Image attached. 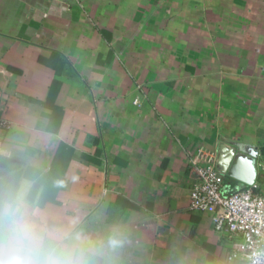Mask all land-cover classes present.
<instances>
[{"label": "crops", "instance_id": "crops-1", "mask_svg": "<svg viewBox=\"0 0 264 264\" xmlns=\"http://www.w3.org/2000/svg\"><path fill=\"white\" fill-rule=\"evenodd\" d=\"M0 120V213L96 264H243L189 161L251 146L264 196V0H0Z\"/></svg>", "mask_w": 264, "mask_h": 264}, {"label": "built area", "instance_id": "built-area-1", "mask_svg": "<svg viewBox=\"0 0 264 264\" xmlns=\"http://www.w3.org/2000/svg\"><path fill=\"white\" fill-rule=\"evenodd\" d=\"M0 127H6L1 120ZM216 161L214 154L202 149L190 159L196 180L189 191L188 208L208 215L214 231L228 240L226 263L264 264V196L254 184L224 195Z\"/></svg>", "mask_w": 264, "mask_h": 264}, {"label": "clouds", "instance_id": "clouds-1", "mask_svg": "<svg viewBox=\"0 0 264 264\" xmlns=\"http://www.w3.org/2000/svg\"><path fill=\"white\" fill-rule=\"evenodd\" d=\"M0 264H96L80 234L37 231L28 218L25 193L9 194L0 213Z\"/></svg>", "mask_w": 264, "mask_h": 264}, {"label": "water", "instance_id": "water-1", "mask_svg": "<svg viewBox=\"0 0 264 264\" xmlns=\"http://www.w3.org/2000/svg\"><path fill=\"white\" fill-rule=\"evenodd\" d=\"M257 150L251 146L232 142L219 148L216 168L223 175L245 186H252L257 176Z\"/></svg>", "mask_w": 264, "mask_h": 264}, {"label": "trees", "instance_id": "trees-1", "mask_svg": "<svg viewBox=\"0 0 264 264\" xmlns=\"http://www.w3.org/2000/svg\"><path fill=\"white\" fill-rule=\"evenodd\" d=\"M262 153L264 154V149L262 150ZM223 182H224V189H223V191H224V195H226V196H229V195H231V194H233V193H235V192H238V191H241V190H244V189H246L248 186H245V185H243V187L242 188H240V189H238V190H235V191H229V187H228V185H227V180H226V178H223ZM258 191V190H257Z\"/></svg>", "mask_w": 264, "mask_h": 264}]
</instances>
